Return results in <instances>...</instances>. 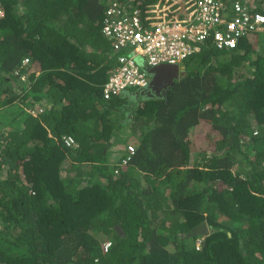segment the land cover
Segmentation results:
<instances>
[{
    "label": "trees",
    "instance_id": "1",
    "mask_svg": "<svg viewBox=\"0 0 264 264\" xmlns=\"http://www.w3.org/2000/svg\"><path fill=\"white\" fill-rule=\"evenodd\" d=\"M112 1L0 0V264H264V42L209 40L164 98L105 100L129 52L103 34ZM134 3L147 27L196 11Z\"/></svg>",
    "mask_w": 264,
    "mask_h": 264
},
{
    "label": "built area",
    "instance_id": "2",
    "mask_svg": "<svg viewBox=\"0 0 264 264\" xmlns=\"http://www.w3.org/2000/svg\"><path fill=\"white\" fill-rule=\"evenodd\" d=\"M135 1L113 0L106 10L103 34L116 52H129L119 57V66L103 86L105 100L131 89H147L148 69L179 65L199 53L202 43L212 40L220 50H234L242 38L264 31V14L241 0H197L190 22L158 23L151 27L144 25L140 4L135 5ZM137 57L142 59L141 63ZM64 143L69 148L78 146L71 136L64 137ZM128 151L122 165H127L135 153L133 146ZM110 247V242L105 244L106 251Z\"/></svg>",
    "mask_w": 264,
    "mask_h": 264
},
{
    "label": "water",
    "instance_id": "3",
    "mask_svg": "<svg viewBox=\"0 0 264 264\" xmlns=\"http://www.w3.org/2000/svg\"><path fill=\"white\" fill-rule=\"evenodd\" d=\"M184 68L178 65H161L158 67H153L148 70L151 77L150 85L147 89L149 92H156L159 97V93L162 90L170 91L174 86L175 82L182 76L185 75ZM19 84L23 86V82L19 80ZM139 95H144L143 93H135ZM116 231L124 236V231L121 226L115 227ZM210 233L209 226L207 223H202L201 225L195 227L189 234L188 237H207Z\"/></svg>",
    "mask_w": 264,
    "mask_h": 264
},
{
    "label": "rangeland",
    "instance_id": "4",
    "mask_svg": "<svg viewBox=\"0 0 264 264\" xmlns=\"http://www.w3.org/2000/svg\"><path fill=\"white\" fill-rule=\"evenodd\" d=\"M192 2L193 1V6L196 4V0H184V2ZM3 15V13H2ZM0 15V16H2ZM258 40L260 41V45L263 44L264 42V31L260 32L257 34ZM137 61L138 63L142 62V59L140 57H137ZM186 62H182L180 64V67L183 68L185 67ZM139 91L138 89H131L129 91V93H133V92H137ZM120 139V137H118V140ZM218 139V135L213 132V131H209L208 129H204V128H200L196 131V133L193 136V146L195 150H201L203 149H211L214 150L215 148V142ZM127 140V138H125L124 140H122V143ZM120 144V143H119ZM118 145V144H117ZM63 175H66V173H64Z\"/></svg>",
    "mask_w": 264,
    "mask_h": 264
},
{
    "label": "clouds",
    "instance_id": "5",
    "mask_svg": "<svg viewBox=\"0 0 264 264\" xmlns=\"http://www.w3.org/2000/svg\"><path fill=\"white\" fill-rule=\"evenodd\" d=\"M242 2H246V3H250L251 5H253V2H251L250 0H241ZM259 2H260V0H258ZM264 1V0H263ZM196 2H197V0H196ZM262 2V1H261ZM263 14V13H262ZM261 32H263V31H261ZM258 33H260V32H258ZM258 33H254V34H251V35H248V36H252V35H256V34H258ZM248 36H246V37H248ZM245 38V37H244ZM244 38H242V39H244ZM241 39V40H242ZM240 40V41H241ZM239 46V45H238ZM220 50V49H219ZM192 57V56H191ZM188 60V59H187ZM26 61V60H25ZM185 62V61H184ZM24 64V63H23ZM29 64V61H28V63H26V64H24V66H27ZM178 66H180V64L178 65ZM184 69H185V67H183ZM149 70V69H148ZM148 70H147V72H148ZM148 75H149V73H148ZM149 78H150V82H151V77H150V75H149ZM23 79H25V78H23ZM23 79L21 80V81H23ZM150 85V84H149ZM148 89V88H147ZM147 89H145V90H139V91H137V92H135V93H141V92H145V91H147ZM134 93V94H135ZM158 97V96H157Z\"/></svg>",
    "mask_w": 264,
    "mask_h": 264
},
{
    "label": "flooded vegetation",
    "instance_id": "6",
    "mask_svg": "<svg viewBox=\"0 0 264 264\" xmlns=\"http://www.w3.org/2000/svg\"><path fill=\"white\" fill-rule=\"evenodd\" d=\"M135 92H133L132 94H134ZM143 93V92H141ZM166 93H167V90H162L160 93H159V97L161 98H164L166 96ZM144 94H147L148 96H151V95H157L156 92H149V91H145Z\"/></svg>",
    "mask_w": 264,
    "mask_h": 264
}]
</instances>
